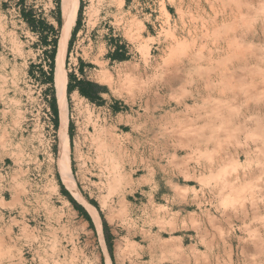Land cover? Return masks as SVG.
<instances>
[{
	"label": "rangeland",
	"instance_id": "374dc122",
	"mask_svg": "<svg viewBox=\"0 0 264 264\" xmlns=\"http://www.w3.org/2000/svg\"><path fill=\"white\" fill-rule=\"evenodd\" d=\"M74 1L79 196L58 166L61 0H0V264H264V0Z\"/></svg>",
	"mask_w": 264,
	"mask_h": 264
},
{
	"label": "bare ground",
	"instance_id": "6f19581e",
	"mask_svg": "<svg viewBox=\"0 0 264 264\" xmlns=\"http://www.w3.org/2000/svg\"><path fill=\"white\" fill-rule=\"evenodd\" d=\"M61 11H62V23H61V27H60V33H59V37H58V42H57V53H56V58H55V68H54V87H55V92H56V98H57V102H58V107H59V116H60V125L58 128V139H59V145H60V154H59V158H58V166H59V172H60V176L61 179L63 181V183L68 187V189H70L76 196H79L77 194V191L75 189L74 183H73V176H72V171L70 169V164L68 162V156H67V152H68V136H67V124H68V120H67V105H66V95H65V88H66V76H65V71H64V54H65V50H66V46H67V41L68 38L70 36L71 33V29L72 26L75 23V18H76V14H77V1L74 0H61ZM224 73V72H223ZM223 79V78H222ZM214 123V122H213ZM212 124V123H211ZM216 124V123H215ZM219 124V123H217ZM216 124V126H217ZM212 126V125H211ZM214 126V124H213ZM212 126V127H213ZM215 126V127H216ZM211 127V129H212ZM246 127V126H245ZM191 128H188V131ZM206 129V128H205ZM210 129V128H208ZM201 131V130H200ZM211 131V130H209ZM208 131V132H209ZM225 131V130H224ZM187 132V131H186ZM206 133V132H205ZM211 135V133H209ZM214 134V133H213ZM237 133H235L236 135ZM186 135V134H185ZM209 135V136H210ZM230 135H232L230 133ZM190 136V135H189ZM234 137V135H232ZM238 136V134H237ZM264 136V135H263ZM215 137V136H214ZM231 137V136H230ZM231 137V139L233 138ZM188 138V137H187ZM234 140V139H233ZM248 141V140H247ZM253 141V140H251ZM258 141V140H257ZM230 142V141H229ZM189 143V142H188ZM235 143V142H234ZM190 144V143H189ZM264 145V142H263ZM99 146V145H98ZM193 146V145H192ZM213 146V145H212ZM187 147V146H185ZM227 147V146H226ZM188 148V147H187ZM186 148V149H187ZM191 149V148H190ZM237 150V148H236ZM185 151V150H184ZM236 152V151H235ZM244 152V150H243ZM212 154V152L210 153ZM214 154V152H213ZM235 154V153H234ZM213 157V156H212ZM204 158V157H203ZM211 158V155H210ZM232 158V157H231ZM238 158V157H237ZM200 159V158H199ZM233 160V158H232ZM212 162V161H211ZM113 163V162H112ZM198 163V162H197ZM202 163V162H201ZM264 163V162H263ZM251 165V164H249ZM262 165V164H261ZM263 166V165H262ZM260 167V165H259ZM261 168V167H260ZM263 168V167H262ZM102 170V168H101ZM237 170V169H236ZM261 171V170H260ZM115 172V171H113ZM236 172V171H235ZM236 174V173H235ZM244 173H242L243 175ZM256 174V173H255ZM114 175L117 176V180L120 181H126V182H130L128 180L127 177H124L123 174L121 173V171H117V173H115ZM221 176V175H220ZM238 176V175H237ZM244 176V175H243ZM131 177V176H130ZM245 177V176H244ZM260 177V175H259ZM126 178V179H125ZM193 179V178H192ZM116 180V179H115ZM253 181V180H252ZM116 183V182H115ZM114 183V184H115ZM119 185V184H118ZM200 185V184H199ZM226 185V184H225ZM111 186V183H110ZM223 186V185H222ZM215 187V186H213ZM263 187V186H262ZM227 188V187H225ZM260 187L258 186V189ZM201 189V188H200ZM229 189V188H228ZM252 189V188H251ZM256 189V188H255ZM254 189V190H255ZM263 188H261L262 190ZM225 190V189H224ZM260 190V191H261ZM229 191V190H227ZM256 192V191H255ZM262 192V191H261ZM264 193V192H263ZM253 194V193H252ZM255 194V193H254ZM227 195V194H226ZM230 196V194H228ZM227 195V196H228ZM235 195H237L235 193ZM257 195V193H256ZM225 196V195H224ZM233 196V195H232ZM252 196V195H251ZM264 197V195L262 196ZM261 197V198H262ZM227 198V197H225ZM224 198V199H225ZM238 198V197H236ZM233 199V198H232ZM231 199V201H232ZM250 199H252L250 197ZM237 200V199H236ZM235 200V202H236ZM250 201V200H249ZM254 201V200H253ZM225 202V201H223ZM233 202V201H232ZM252 202V201H251ZM222 203V202H220ZM227 203V202H226ZM237 203V202H236ZM254 202H252L253 204ZM251 204V205H252ZM248 206H250V204H247ZM245 206V205H244ZM255 207V206H254ZM249 208V207H248ZM251 209V208H250ZM210 211V210H209ZM257 214V213H256ZM92 216L93 219L96 222V225L98 227V229L100 230V221H99V217L98 214L96 213L95 209H93L92 212ZM259 219V218H258ZM213 222V221H212ZM237 223V222H236ZM259 223V222H258ZM215 224V223H214ZM223 224V223H222ZM260 224V223H259ZM217 240V239H216ZM219 241V240H218ZM261 250V249H260ZM262 258V257H261ZM234 262V261H233ZM107 264H111L109 259H107Z\"/></svg>",
	"mask_w": 264,
	"mask_h": 264
},
{
	"label": "trees",
	"instance_id": "16d2710c",
	"mask_svg": "<svg viewBox=\"0 0 264 264\" xmlns=\"http://www.w3.org/2000/svg\"><path fill=\"white\" fill-rule=\"evenodd\" d=\"M79 12H80V9H79ZM23 15H24L25 19L28 21V23L31 26L35 25V23L33 22L32 16H31V14L29 12H24ZM50 55L52 57V53ZM114 57L118 58V59H122V58H124V55L116 52L114 54ZM48 79L49 80L51 79V75L48 76ZM74 88H77L81 95L89 98L90 100H94L95 99V96L93 95V92H92L93 91L92 90V85L90 84V82H88L86 80H82V79H79V80L75 81L73 84H71V82H69L68 83V90H72ZM50 103H51V108H52L53 112L56 114V106H55V98L54 97L52 98ZM64 193L66 195H68L69 199L73 202V204L75 205V207L77 209H79L86 217H89L87 212L84 210V208L80 204H78L76 202V200H74L69 195V193L67 191H64ZM103 228H104V230H107V224H106L105 221H103Z\"/></svg>",
	"mask_w": 264,
	"mask_h": 264
}]
</instances>
